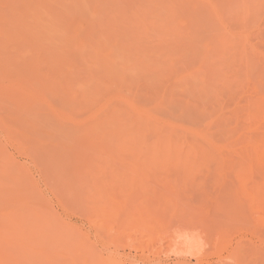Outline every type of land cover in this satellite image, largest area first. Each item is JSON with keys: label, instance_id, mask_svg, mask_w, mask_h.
<instances>
[{"label": "rangeland", "instance_id": "rangeland-1", "mask_svg": "<svg viewBox=\"0 0 264 264\" xmlns=\"http://www.w3.org/2000/svg\"><path fill=\"white\" fill-rule=\"evenodd\" d=\"M29 1L0 0V264H264V0Z\"/></svg>", "mask_w": 264, "mask_h": 264}, {"label": "bare ground", "instance_id": "bare-ground-1", "mask_svg": "<svg viewBox=\"0 0 264 264\" xmlns=\"http://www.w3.org/2000/svg\"><path fill=\"white\" fill-rule=\"evenodd\" d=\"M29 1V0H28ZM30 2V1H29ZM52 15H50V12L47 10V9H45V7H38V6H27V7H25V9H24V11L22 12V16H21V19L22 20H25V22H26V24L27 25H29L30 27H33L34 28V25H33V23H34V21L35 20H39V21H37V24H38V30H39V32L41 31V32H44V33H46L47 35H49V32L50 31H52L53 29H52V26H53V22H54V19L51 17ZM48 21L49 22H51L52 23V25H49L48 24ZM176 150V149H175ZM192 150H194V151H198L199 153H200V158L202 159V160H207L208 159V157L210 156V149L209 148H205L204 147V149H201V147H198V148H193ZM170 151H173L172 149H170V146H169V148H168V146L167 147H164V145H162V144H158L157 145V147L154 149V153L152 154V156L156 159V160H158V159H162L163 158V156H166L167 154H170ZM153 158V159H154ZM155 161V160H154ZM112 174V173H111ZM184 236V235H183ZM186 236V235H185ZM181 237V236H180ZM179 238V237H178ZM181 238H184V240L185 239H187L186 237H181ZM192 238V237H191ZM191 238H188V239H191ZM183 240V239H182ZM183 240V241H184ZM193 240V239H192ZM192 240H191V242H192ZM187 241H189L190 242V240H187ZM185 242V241H184ZM189 242H187L186 244H187V247H190L191 248V246L193 245V243H189ZM191 246H190V245ZM189 245V246H188ZM194 245H195V243H194ZM193 247H195V246H193ZM198 247V246H197ZM188 249V252H191V251H189V250H191V249ZM196 248H194V250L193 251H196L195 250ZM186 251H187V249H186ZM192 251V252H193ZM197 252V251H196ZM195 252V253H196ZM190 254V253H189ZM193 254V253H192ZM188 255V254H187ZM192 256V255H191ZM196 256V255H195ZM194 256V257H195ZM198 256V255H197ZM188 257V256H187ZM239 259V258H238Z\"/></svg>", "mask_w": 264, "mask_h": 264}]
</instances>
